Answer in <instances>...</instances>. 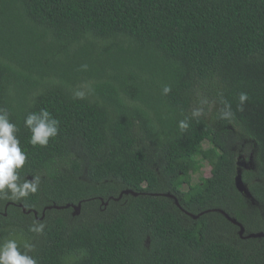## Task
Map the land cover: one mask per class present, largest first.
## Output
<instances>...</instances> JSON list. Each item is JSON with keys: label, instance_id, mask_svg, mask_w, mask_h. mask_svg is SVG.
<instances>
[{"label": "trees", "instance_id": "16d2710c", "mask_svg": "<svg viewBox=\"0 0 264 264\" xmlns=\"http://www.w3.org/2000/svg\"><path fill=\"white\" fill-rule=\"evenodd\" d=\"M0 108L17 183L40 178L0 192V245L37 264H264L247 237L264 233V0H0ZM42 109L58 132L34 146Z\"/></svg>", "mask_w": 264, "mask_h": 264}, {"label": "clouds", "instance_id": "9594fccd", "mask_svg": "<svg viewBox=\"0 0 264 264\" xmlns=\"http://www.w3.org/2000/svg\"><path fill=\"white\" fill-rule=\"evenodd\" d=\"M170 86H165L163 92L167 94ZM82 96L81 93L77 94ZM248 99L246 93L239 96L240 107ZM230 114V106H228ZM9 114L6 109L0 108V192L6 188L10 190L14 198L25 197L29 193H36L39 186V177L32 180L25 179L22 184H18V175L16 169L23 167L26 160V153L21 150L20 142L15 133L18 131L15 124L11 123L8 118ZM59 121L52 118L47 110L42 109L39 114L30 113L25 119V126L32 133L30 143L32 145L46 146L49 138L57 135ZM187 123L180 122L181 129L187 128ZM44 225L39 224L31 227V231L40 233ZM31 249V245H25ZM0 264H37V261L27 252H21L16 240H7L0 245Z\"/></svg>", "mask_w": 264, "mask_h": 264}, {"label": "water", "instance_id": "95a60500", "mask_svg": "<svg viewBox=\"0 0 264 264\" xmlns=\"http://www.w3.org/2000/svg\"><path fill=\"white\" fill-rule=\"evenodd\" d=\"M242 183H240V180L238 181V187L241 189V187H242V185H241ZM125 193H131V194H134V195H137L138 193H136V192H134V191H132V190H126L125 191ZM123 195V194H122ZM121 195V196H122ZM74 208L76 209V214H78L79 213V211H80V209H81V204L79 205V206H74ZM24 210L26 211V208H24ZM37 214V213H36ZM225 215L234 223V224H236V225H238V226H240L241 227V230H240V235L241 236H244V232H245V228L242 226V224H240L236 219H233V218H231L227 213H225ZM194 217H196L195 215H194ZM248 238H251V237H264V233L263 232H261V233H253V234H250V235H248L247 236Z\"/></svg>", "mask_w": 264, "mask_h": 264}, {"label": "rangeland", "instance_id": "374dc122", "mask_svg": "<svg viewBox=\"0 0 264 264\" xmlns=\"http://www.w3.org/2000/svg\"><path fill=\"white\" fill-rule=\"evenodd\" d=\"M251 159L253 160V157H252V156H251ZM249 164H251L252 166H254V163H253L252 161H249ZM201 173H202L204 176H206V177H208L209 175H211V166H210L209 164L206 163V164L204 165V167L202 168ZM199 175H200V174L195 175V176H194V179L197 180Z\"/></svg>", "mask_w": 264, "mask_h": 264}]
</instances>
